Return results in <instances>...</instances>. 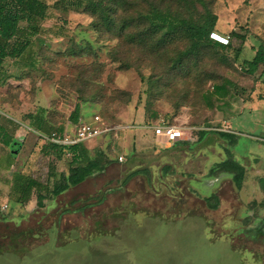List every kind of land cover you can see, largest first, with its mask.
<instances>
[{
    "label": "rangeland",
    "instance_id": "obj_1",
    "mask_svg": "<svg viewBox=\"0 0 264 264\" xmlns=\"http://www.w3.org/2000/svg\"><path fill=\"white\" fill-rule=\"evenodd\" d=\"M45 1L50 2L48 17L26 52L24 77L18 85L7 83L4 92L18 99L15 107L23 102L22 113L35 111L55 127L70 123L72 129L77 123L70 116L80 104L86 121L98 115L117 128L85 143L90 158L106 153L103 171L58 196L51 193L43 207L38 192L25 206L7 201L0 206L8 217L0 231L16 226L42 231L22 241L27 248L21 246L20 252L4 251L0 264H264V179L259 180L264 176V64L250 74L237 59L242 45L241 57L264 49V0H208L218 16L214 32L229 37L233 46L203 50L198 65L193 58L181 68L170 60L189 47L187 38L154 51L131 37L100 32L97 19L84 12L99 0ZM197 8L204 11L201 4ZM111 14L106 2L98 8L99 16ZM233 32L246 35L245 43ZM227 79L235 85L232 97L209 109L203 95ZM163 122L185 127L183 138L156 139L153 126ZM204 129H233L236 157L216 145L201 171L181 157L166 177L160 174L165 163L158 159L152 181L138 174L125 183L137 165L164 156L182 141H197ZM43 146L24 155L31 175L53 186L68 173L73 155L57 149L45 155ZM230 156L241 164L251 159L261 174L245 177L241 189L233 175L210 176L211 167ZM216 193L221 205L212 210L205 199Z\"/></svg>",
    "mask_w": 264,
    "mask_h": 264
},
{
    "label": "trees",
    "instance_id": "obj_2",
    "mask_svg": "<svg viewBox=\"0 0 264 264\" xmlns=\"http://www.w3.org/2000/svg\"><path fill=\"white\" fill-rule=\"evenodd\" d=\"M105 2L112 8V14L108 17L98 15V8L103 6ZM209 2L208 0H99L96 3L92 1L84 12L90 13L94 20L97 19L95 25L100 32H107L113 38L119 35L130 40L131 37L132 42L151 46L154 51L167 47L168 44L174 43L177 38L189 39V47L177 51L170 60L171 63H174L175 68H181L184 64L192 62L193 58L197 59L195 65H198L199 61L202 60L203 50L207 51L213 47L226 51L233 46L231 40L228 44H224L212 38L211 34L216 28L218 16L211 10ZM174 4L178 8H174ZM197 4L204 7L203 12L198 11ZM53 6L58 9L61 4L56 3ZM49 7L50 4L45 0H0V67L8 57L18 58L29 50L32 45V38L40 33L41 23L48 17ZM24 22L27 23V26L22 25ZM133 27L137 28L138 32L131 34L129 29ZM158 34H161V37L155 38ZM232 34L240 39L242 44L245 43L246 35L238 32ZM242 49L243 45L237 49L238 61L243 66L248 67L250 74H255L259 66L264 64V49L256 50L252 57H241ZM234 86V82L228 79L223 83H215L212 90L203 95L207 107L213 109L217 102L223 100L227 104L225 100L232 97ZM80 117L81 105L77 104L70 118L73 123H77ZM29 119L31 124L43 134L51 135L53 132L62 133L63 131L62 126L55 127L45 116L34 114L29 115ZM210 134H216L217 137L211 138L209 137ZM6 137L0 129V141L9 146L12 139ZM218 137L223 143L218 141ZM225 141L227 142L226 150L232 155L231 150L237 142L236 134L204 129L200 132V139L197 142L182 141L175 147L163 151L164 156L158 155L142 162L143 164L137 165L125 183L127 184L131 178L138 174L148 175L152 181L156 166L155 161L158 159L165 163L160 168V174L166 177L170 176V173H174L173 168L177 165V159L181 157H184L186 163L191 160L190 163L193 166H198L197 168L201 171V168H207L208 164L207 153L206 155L202 153L204 149L210 145L220 146V144H225ZM56 149L65 152V154L70 151L73 155L69 173H62L58 179H55L53 186L44 185L31 173L25 174L23 179L19 180L22 190V194L18 198L20 203H27L31 200L33 193L38 192V205L43 207L45 200L51 193L58 196L73 186L83 184L88 177L103 171L109 162L104 151H98L96 157L90 158L85 143L64 149L48 142L44 144L42 150L45 155H50L51 151ZM164 157H168L166 161ZM231 157L224 158L211 167L210 176L230 173L233 175L238 188L241 189L245 180L246 169L243 164ZM205 200L212 210L219 209L221 205V198L217 193ZM261 205L264 206V201ZM7 220L8 217L0 210V223ZM41 234L42 231L37 232L32 227L25 229L16 226L13 231H0V255L6 250L20 252V247L24 245L22 241L31 237H39ZM6 237H9L8 241L3 243ZM22 247L27 248L26 246Z\"/></svg>",
    "mask_w": 264,
    "mask_h": 264
},
{
    "label": "crops",
    "instance_id": "obj_3",
    "mask_svg": "<svg viewBox=\"0 0 264 264\" xmlns=\"http://www.w3.org/2000/svg\"><path fill=\"white\" fill-rule=\"evenodd\" d=\"M48 3L50 4V2ZM25 55H26V52L18 58L8 57L3 63V65L0 67V107L3 109L2 110L3 114L2 116H0V129L3 131V135L12 139V143L9 146L5 145L4 143L0 141V206L5 201L9 203L10 202L17 203L22 206H25L29 202L32 201L34 195H36L35 192L33 193L31 200L28 201L27 203L22 204L18 201V198L22 194L21 184L19 180H22L25 174L30 173L29 172V161H28L29 159L28 157L24 155V152L27 150H31L32 152H34L35 148L38 145L40 144L44 145L50 142L46 138L49 135L43 134V132L38 131L30 122L29 115H34L35 111H32L31 113H28V114L22 113L24 111L23 102L20 104L17 103L18 105L15 107L14 103H16L15 101L18 99H16L12 94H8L7 92H4L5 86H8L6 85L7 83L18 85L20 84L19 82H21L20 79L24 77V70L27 69V68H24V65H23L24 64L23 60H24ZM20 114H22L21 118L19 117ZM86 116H87V113L83 114V110L81 108L80 120H85L84 118H86ZM230 124H231L230 126H232L233 121ZM60 126L63 127L62 133H65L66 131L69 130L70 123L69 125L68 123L66 124L59 123L57 127H60ZM24 130L26 131L24 132ZM232 130H229L226 132L231 133ZM151 132L154 135V137L157 139L154 129ZM262 133L264 134V132ZM209 137L216 138L217 135L210 134ZM142 139L146 140V142L148 143L152 142L150 141L151 139H147V137L142 138ZM197 141H193V142H197ZM217 146L210 145L208 148L204 149V151L202 152L204 155H206L207 153L206 156L208 158V164L210 163V160H209L210 157L212 156V154H214V152H216ZM223 146L226 149L227 143L225 142V144L220 145V147H223ZM151 152H157V150L153 149L151 150ZM232 152L234 153L235 150L232 149ZM234 154L236 157V153ZM243 165L245 166V169H246V176H245L246 180L245 181H248L247 179L251 177L250 176L251 173L255 172L256 175H258V174H261L260 172H262L260 168H257V167L254 168V164L251 159L247 158V161L243 162ZM70 167H71V164H70ZM228 174L232 176V174L230 173ZM259 176H260V179H259L260 181L264 179V176L263 177L262 175H259ZM4 207L8 208L9 205L6 203Z\"/></svg>",
    "mask_w": 264,
    "mask_h": 264
},
{
    "label": "built area",
    "instance_id": "obj_4",
    "mask_svg": "<svg viewBox=\"0 0 264 264\" xmlns=\"http://www.w3.org/2000/svg\"><path fill=\"white\" fill-rule=\"evenodd\" d=\"M211 36L224 44H228L230 40L229 37H224L216 32H213ZM116 128V126L108 125L100 116L96 115L91 121H79L77 125L65 133L53 132L46 138L51 143L67 149L74 145L83 144L97 137L107 135L116 130ZM153 129L157 139L167 143L177 142L179 139L183 138L185 132V127L175 126L165 122L153 126ZM28 153L30 154V152ZM67 154L69 156L72 155L70 151H68ZM120 160L122 161L123 157H120Z\"/></svg>",
    "mask_w": 264,
    "mask_h": 264
}]
</instances>
